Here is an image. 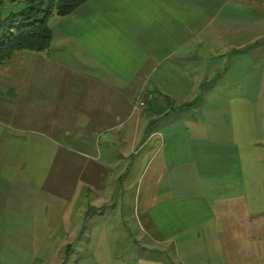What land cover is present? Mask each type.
<instances>
[{
  "label": "crops",
  "instance_id": "0c3cea01",
  "mask_svg": "<svg viewBox=\"0 0 264 264\" xmlns=\"http://www.w3.org/2000/svg\"><path fill=\"white\" fill-rule=\"evenodd\" d=\"M48 21V49L0 66V237L77 236L94 209L103 234L144 222L160 264H264V0H84ZM137 157L138 209L115 185Z\"/></svg>",
  "mask_w": 264,
  "mask_h": 264
},
{
  "label": "rangeland",
  "instance_id": "374dc122",
  "mask_svg": "<svg viewBox=\"0 0 264 264\" xmlns=\"http://www.w3.org/2000/svg\"><path fill=\"white\" fill-rule=\"evenodd\" d=\"M20 4V3H19ZM17 4L10 0H6L4 8L14 9ZM52 17L56 15H51ZM49 22V21H48ZM17 52V51H16ZM16 52L14 54H16ZM6 62V61H5ZM4 64V62L2 63ZM1 64V65H2ZM0 65V66H1ZM250 83H257V78L250 77ZM1 96V95H0ZM151 106L155 107L159 113L161 120L168 119L169 126L172 128L180 127V108L177 106L170 105L168 108L162 107L160 102L152 100ZM264 110V108H263ZM187 110H182L181 114H185ZM194 116L200 115V112ZM256 114L258 116L257 110ZM155 120V116L152 117ZM178 119V123L176 122ZM144 128L148 129L149 126L145 125ZM172 123V124H171ZM260 146L264 149V141L260 142ZM146 158L137 157L135 170L130 173L118 175V180L115 181V185L118 182L122 185L132 186L135 184V193L131 192V200L133 201L134 195L137 202V209L143 205L146 199V194L148 189L146 188L147 175L145 174L147 167L145 166ZM121 176L120 180L119 177ZM112 178H109L111 180ZM90 181L97 180V177L92 174L89 177ZM93 183H91L92 185ZM90 192H93V188L89 187ZM121 198H125L123 195ZM159 190L157 194H160ZM152 198V196H151ZM150 198V201H151ZM162 197H154V201L160 200ZM153 201V198H152ZM84 203H88L86 196L83 200ZM98 213L93 209L87 214V220L83 222L85 225L84 229L81 231H76L77 236H64L65 222H60L59 227L64 225L63 229L55 231L51 236L45 237L42 235H34V237L17 235L16 231H9L6 238L0 237V264H160L162 263L154 254L153 246H150L147 242L146 234L141 231L144 230V222L138 220V226L135 222L131 221H121L119 224L125 225L121 227L122 236H115L114 231L111 227L107 229L105 234H103L102 226L108 225L109 221H99ZM139 219V216H138ZM14 221H10L9 229L12 228ZM113 224V223H111ZM143 224V225H142ZM140 228V229H139ZM18 232V231H17ZM21 233H23L21 231ZM42 243L40 247L39 244ZM36 244L33 247L31 244ZM72 246L69 247V244ZM264 245V244H263ZM155 248V247H154ZM152 250V251H151ZM153 255V256H152ZM261 260V254L259 253V261ZM160 262V263H159Z\"/></svg>",
  "mask_w": 264,
  "mask_h": 264
},
{
  "label": "trees",
  "instance_id": "16d2710c",
  "mask_svg": "<svg viewBox=\"0 0 264 264\" xmlns=\"http://www.w3.org/2000/svg\"><path fill=\"white\" fill-rule=\"evenodd\" d=\"M10 1L17 4L14 9L4 8L6 0H0V65L16 51L48 49L50 16H66L84 3V0Z\"/></svg>",
  "mask_w": 264,
  "mask_h": 264
}]
</instances>
